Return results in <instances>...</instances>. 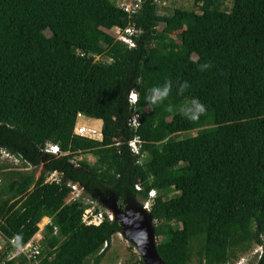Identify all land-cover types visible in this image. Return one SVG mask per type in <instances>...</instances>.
Instances as JSON below:
<instances>
[{"label": "trees", "instance_id": "16d2710c", "mask_svg": "<svg viewBox=\"0 0 264 264\" xmlns=\"http://www.w3.org/2000/svg\"><path fill=\"white\" fill-rule=\"evenodd\" d=\"M116 1L0 0V149L43 163L37 177L1 173V234L22 247L48 217L37 264H99L122 226L106 213L82 224L87 204L70 200L69 183L83 185L96 210L98 193L146 200L154 189L165 263L233 264L257 245L255 264H264V0H194L198 12L169 15L155 0L131 15ZM129 26L139 30L133 47L108 33ZM78 113L101 120V140L73 133ZM136 134L144 163L127 146ZM47 142L61 154L42 153ZM81 153L94 163L73 159ZM51 171L58 182H44ZM0 264L29 262L0 253ZM127 264L144 263L134 254Z\"/></svg>", "mask_w": 264, "mask_h": 264}, {"label": "built area", "instance_id": "2783aa9c", "mask_svg": "<svg viewBox=\"0 0 264 264\" xmlns=\"http://www.w3.org/2000/svg\"><path fill=\"white\" fill-rule=\"evenodd\" d=\"M157 3L160 2V0H155ZM142 0H118L116 1L117 6L120 7L123 11L126 13H129V15L134 14L138 11L140 8ZM163 3V2H162ZM139 30L134 29L133 27H127L123 31L117 30V36L116 38L122 41L125 45L128 47H133L135 45L133 36H135ZM128 101L132 108L131 115L128 119V125L130 128H132L134 131L138 129L140 126V116H141V110L136 107V103L138 101V94L135 91H130L128 94ZM82 115L78 113L77 118L81 117ZM73 133L75 135L101 140L102 134H101V128H89L85 125H77V122L75 124ZM127 146L130 150V152L137 157V161L139 163H143V161L147 157V152L144 149V141L142 140L141 136L139 134H136L132 139H130L127 142ZM40 151L44 154H51V155H59L61 154L60 148L57 144L49 143L47 142L43 148L40 149ZM1 155H6L4 159L11 158L13 156L8 151L4 149H0ZM17 158V159H16ZM14 158L13 160L16 163H19L20 159L18 157ZM25 162V161H24ZM27 166L32 167L29 163L25 162ZM59 181V174L56 171H51L46 174L44 182H58ZM69 186L72 188V196L70 200L78 198L80 196H85L84 203L87 204L85 209L83 210L81 214L80 221L84 225H99L102 223V221L105 218V210H96V206H98L97 202L95 200H92L91 198H88L84 194V188H80L76 183H69ZM138 189H140V186H137ZM155 196V190H150L148 192V198L144 201V207L150 210V206L152 203V199ZM107 215V213H106ZM108 218V216H107ZM51 224V219L47 218L44 225ZM39 227V224H38ZM40 230H38L39 232ZM36 233L32 239H30L25 245L22 247H17L14 245V238L7 239L5 238L1 232H0V239L3 240L4 247L0 245V253H3L4 259H12L20 254H23L25 258L28 260L29 264H37L38 263V255H44L43 254V247L41 246V240H43V235H40L39 233ZM57 229L54 228L53 233H56ZM11 244L14 247L11 250L6 251V245ZM244 260L241 258L240 260L234 262L233 264H242ZM247 264V263H245Z\"/></svg>", "mask_w": 264, "mask_h": 264}, {"label": "rangeland", "instance_id": "374dc122", "mask_svg": "<svg viewBox=\"0 0 264 264\" xmlns=\"http://www.w3.org/2000/svg\"><path fill=\"white\" fill-rule=\"evenodd\" d=\"M163 2V3H162ZM158 5V12L159 13H164L166 15H169L171 11L175 8H181L185 10H194V11H199L198 7L196 6L194 0H160V2L157 4ZM226 6L230 7L231 3L227 2ZM109 34L112 36L116 37L117 36V29L114 28L110 31H108ZM96 59L99 60H104L102 57H96ZM146 104L144 105L143 108H145ZM77 125H85L89 128H100V123L98 121H90L86 117H78L77 119ZM195 134V132H186V133H181L177 135V138H182L185 136H191ZM172 137L167 138L166 140H171ZM6 155H1L0 154V184L2 180V172H9V171H33L35 174V177L38 176V174L41 171V166L38 167H30L27 166V164L23 163L21 160L19 163H16L13 159L16 158V156H11V158L6 157L7 159H4ZM17 159V158H16ZM75 160H83L86 161L88 164H93L95 161V157L92 154L89 153H81V154H76L74 156ZM148 160V158L146 159ZM145 162V161H144ZM143 162V163H144ZM20 168V169H19ZM24 169V170H21ZM177 193L175 191H170L167 195V197H174ZM89 198V197H88ZM83 199H85V196H83ZM99 206V204H98ZM101 210H104L100 206ZM47 220V219H46ZM45 221L41 220L39 223V234L44 235V229H45ZM157 224V222H156ZM174 226H177V224H173ZM0 245L2 248L4 247L3 245V240L0 239ZM5 248V247H4ZM257 252H260V247L257 245H254L249 251L246 253H243L240 255L239 259L241 258L244 260L242 264H245L248 262V264H255L258 260V254ZM138 255V253L135 250V247L131 245V243L124 237L121 236L120 234H114L111 238V242L109 247L107 248V251L105 253L104 258L99 264H127V262L131 259L133 255ZM236 260V261H238ZM194 264V263H193Z\"/></svg>", "mask_w": 264, "mask_h": 264}, {"label": "water", "instance_id": "95a60500", "mask_svg": "<svg viewBox=\"0 0 264 264\" xmlns=\"http://www.w3.org/2000/svg\"><path fill=\"white\" fill-rule=\"evenodd\" d=\"M43 163L39 166L42 169ZM80 188L83 185L76 183ZM91 198L89 194L84 192ZM99 194L101 207L107 213L110 221H118L122 226V232L117 233L126 236L135 247L138 256L144 264H167L157 251L156 220L152 218L150 210L144 207V201L139 195L134 200L124 198L119 204V196L113 192ZM98 204V202H97Z\"/></svg>", "mask_w": 264, "mask_h": 264}, {"label": "crops", "instance_id": "0c3cea01", "mask_svg": "<svg viewBox=\"0 0 264 264\" xmlns=\"http://www.w3.org/2000/svg\"><path fill=\"white\" fill-rule=\"evenodd\" d=\"M83 117H86V116H83ZM87 119H89L90 121H98L99 123H100V128H101V126H102V122H101V120H99V119H92V118H89V117H86ZM96 128V127H95ZM99 129V128H98ZM43 219H47L46 217H44Z\"/></svg>", "mask_w": 264, "mask_h": 264}, {"label": "clouds", "instance_id": "9594fccd", "mask_svg": "<svg viewBox=\"0 0 264 264\" xmlns=\"http://www.w3.org/2000/svg\"><path fill=\"white\" fill-rule=\"evenodd\" d=\"M4 150H5V149H4ZM12 155H14V154H12ZM14 156H15V155H14ZM16 157H18V156H16ZM18 158L20 159V157H18ZM20 160H21L23 163L26 162V161L24 162V160H22V159H20ZM19 169H20V168H19ZM21 170H24V169H21ZM152 190H154V189H152ZM92 200H93V199H92ZM96 202H97V201H96ZM43 218H44V217H43ZM43 218H42V219H43ZM46 218H48V217H46ZM42 219H41V220H42ZM41 220H40V222H41ZM40 222H39V223H40ZM39 223H38V224H39ZM38 229H39V227H38ZM260 250H261V248H260Z\"/></svg>", "mask_w": 264, "mask_h": 264}, {"label": "flooded vegetation", "instance_id": "af4514ba", "mask_svg": "<svg viewBox=\"0 0 264 264\" xmlns=\"http://www.w3.org/2000/svg\"><path fill=\"white\" fill-rule=\"evenodd\" d=\"M118 202H119V204H121V202H122V199H121V198H119V201H118Z\"/></svg>", "mask_w": 264, "mask_h": 264}, {"label": "bare ground", "instance_id": "6f19581e", "mask_svg": "<svg viewBox=\"0 0 264 264\" xmlns=\"http://www.w3.org/2000/svg\"><path fill=\"white\" fill-rule=\"evenodd\" d=\"M43 221H45L46 219H42Z\"/></svg>", "mask_w": 264, "mask_h": 264}]
</instances>
